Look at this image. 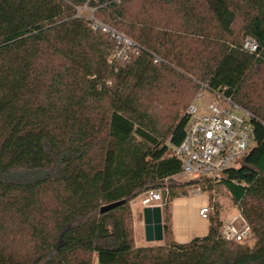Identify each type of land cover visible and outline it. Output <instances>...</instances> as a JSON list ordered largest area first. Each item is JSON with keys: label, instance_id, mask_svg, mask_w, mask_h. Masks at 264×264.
Segmentation results:
<instances>
[{"label": "trees", "instance_id": "trees-1", "mask_svg": "<svg viewBox=\"0 0 264 264\" xmlns=\"http://www.w3.org/2000/svg\"><path fill=\"white\" fill-rule=\"evenodd\" d=\"M85 5L137 59L110 62L119 45ZM263 70L264 0H0V264H264ZM169 78L193 83L189 100L203 83L254 114L253 146L218 180L254 247L221 238L218 210L206 236L173 240L172 202L210 181L175 184L189 103L165 128L145 104ZM164 188L166 245L138 248L130 204Z\"/></svg>", "mask_w": 264, "mask_h": 264}, {"label": "built area", "instance_id": "built-area-1", "mask_svg": "<svg viewBox=\"0 0 264 264\" xmlns=\"http://www.w3.org/2000/svg\"><path fill=\"white\" fill-rule=\"evenodd\" d=\"M93 29H100L111 34L119 42L116 52L119 56H126L130 48L140 51L134 42L125 38L114 29L99 21H92ZM137 47V48H136ZM244 49L253 55H258L259 45L248 37L244 42ZM113 63V61H110ZM200 91L195 100L204 101V90L212 96L208 104V112L201 114L195 100L186 109L188 117L185 136L182 143L176 148V156L181 162L182 175L191 176L193 179L206 178L210 182L221 178L223 172L232 167L239 158L249 152L254 143V114L241 107L231 97L224 95L223 91L210 89L201 83ZM241 111L242 115H238ZM197 187L195 193H200ZM142 200L143 207L161 208L165 205L169 189L149 191ZM238 209V208H237ZM211 207H203L199 214L209 218ZM252 235L250 226L238 209L228 221H224L220 236L227 242L243 243Z\"/></svg>", "mask_w": 264, "mask_h": 264}, {"label": "rangeland", "instance_id": "rangeland-1", "mask_svg": "<svg viewBox=\"0 0 264 264\" xmlns=\"http://www.w3.org/2000/svg\"><path fill=\"white\" fill-rule=\"evenodd\" d=\"M234 4L240 2V0H233ZM78 13L89 19L91 21H99L104 23L100 17H98L95 9L91 8L88 5H85L78 9ZM158 17L161 18V13ZM161 16V17H160ZM175 19V23H179ZM105 25L111 27L109 24L104 23ZM176 24V25H177ZM115 30V29H114ZM238 27L236 28V31ZM117 31V30H115ZM118 32V31H117ZM121 34L120 32H118ZM123 35V34H121ZM109 36L114 39V41L119 44L118 40L114 38L111 34ZM124 36V35H123ZM127 38L126 36H124ZM131 40L130 38H127ZM134 42L133 40H131ZM135 43V42H134ZM136 46L137 43H135ZM139 47V46H138ZM135 48V47H134ZM134 48L128 49L126 51V56H119L116 52L119 49V46L111 52V56L109 57L110 61L112 60L114 63L120 62V64L127 62V60L137 59L140 55V51L135 50ZM137 48V47H136ZM140 49V47H139ZM159 63H163V60L155 56L154 57ZM260 78L264 79V70L262 71L260 76L254 78L256 81H260ZM170 79V78H169ZM259 79V80H258ZM173 84H175L173 86ZM193 83H189L188 81H176L174 78L170 80L163 81L159 83L156 88L152 91V93H147V98L145 104L148 107V110L151 114L160 118V126L165 128V126L171 124L172 122V114L175 110H180L181 112H186L187 103H192L196 96L190 97V87ZM264 88L259 85L260 88ZM204 101L195 100V104L199 106L200 113L204 114L208 112L207 107L208 104L212 100V96L208 93V91L204 90ZM186 104V105H185ZM185 105L186 108L182 111V106ZM238 115H242L241 111H237ZM242 163V160L239 162ZM232 167H237V164L234 163ZM193 180L191 176L181 174L175 178V184H185ZM199 187L201 189L200 193H195V189ZM187 196H182L176 198L171 204V218H172V232H173V240L179 244H187L191 242L196 237L206 236L209 232L210 226V218L214 215L215 212H218L220 216V220L222 222L228 221L232 215L238 213V209L233 203L228 191L223 187L220 181H212L210 183H206L205 185L199 184L197 186L186 187ZM144 199V195H140L134 201L131 202V211H132V220L131 226L133 231V237L135 246L138 248H159L166 245L165 239L163 241H148L146 236L145 226L143 225V210L144 207L142 205V200ZM203 207H211L209 218H203L200 216L199 211ZM244 245L249 247H254L256 244V238L251 235L250 238H247L244 242Z\"/></svg>", "mask_w": 264, "mask_h": 264}, {"label": "water", "instance_id": "water-1", "mask_svg": "<svg viewBox=\"0 0 264 264\" xmlns=\"http://www.w3.org/2000/svg\"><path fill=\"white\" fill-rule=\"evenodd\" d=\"M122 202L111 203L101 208V212L110 211ZM144 226L146 230V236L148 241H163V216L162 208L160 206L146 207L143 210Z\"/></svg>", "mask_w": 264, "mask_h": 264}, {"label": "crops", "instance_id": "crops-1", "mask_svg": "<svg viewBox=\"0 0 264 264\" xmlns=\"http://www.w3.org/2000/svg\"><path fill=\"white\" fill-rule=\"evenodd\" d=\"M178 177V176H177ZM144 208H146V207H144ZM143 225H144V219H143Z\"/></svg>", "mask_w": 264, "mask_h": 264}]
</instances>
